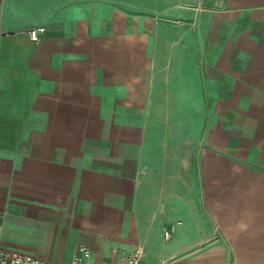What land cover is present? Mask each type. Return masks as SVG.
<instances>
[{"label":"crops","instance_id":"crops-1","mask_svg":"<svg viewBox=\"0 0 264 264\" xmlns=\"http://www.w3.org/2000/svg\"><path fill=\"white\" fill-rule=\"evenodd\" d=\"M0 220L60 264H264V0H0Z\"/></svg>","mask_w":264,"mask_h":264},{"label":"built area","instance_id":"built-area-1","mask_svg":"<svg viewBox=\"0 0 264 264\" xmlns=\"http://www.w3.org/2000/svg\"><path fill=\"white\" fill-rule=\"evenodd\" d=\"M44 28H37L28 31L29 38L32 41H38V35L44 32ZM3 226L0 220V237L2 235ZM170 236L169 232L164 231L165 239ZM91 253L85 246H80L73 256L69 264H87ZM142 258L141 249H134L130 252H125L120 260V264H140ZM0 264H60L52 261H46L35 258L16 251H7L0 247Z\"/></svg>","mask_w":264,"mask_h":264}]
</instances>
